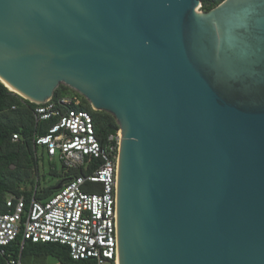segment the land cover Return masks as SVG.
I'll list each match as a JSON object with an SVG mask.
<instances>
[{"label": "water", "instance_id": "water-1", "mask_svg": "<svg viewBox=\"0 0 264 264\" xmlns=\"http://www.w3.org/2000/svg\"><path fill=\"white\" fill-rule=\"evenodd\" d=\"M200 5L0 0V82L119 127L118 264H264V0Z\"/></svg>", "mask_w": 264, "mask_h": 264}, {"label": "built area", "instance_id": "built-area-1", "mask_svg": "<svg viewBox=\"0 0 264 264\" xmlns=\"http://www.w3.org/2000/svg\"><path fill=\"white\" fill-rule=\"evenodd\" d=\"M201 5L199 6L200 9ZM78 93L66 94L37 105L38 120L58 118L47 135L35 136L37 147L46 154L58 156L66 171L85 168L91 159L101 162L87 176L71 177L45 200L32 198L28 206L23 196L8 195L7 213L0 214V256L4 264H21L7 248L21 235L22 243H54L67 247L74 261L94 264H117L116 231V161L119 132L109 136L102 146L96 138L91 115L78 109ZM18 140L17 135L12 136ZM86 183H99L100 193L84 191Z\"/></svg>", "mask_w": 264, "mask_h": 264}, {"label": "trees", "instance_id": "trees-1", "mask_svg": "<svg viewBox=\"0 0 264 264\" xmlns=\"http://www.w3.org/2000/svg\"><path fill=\"white\" fill-rule=\"evenodd\" d=\"M224 0H200L203 11H209ZM65 87L62 85L55 91L53 100L63 95ZM65 94V93H64ZM37 105L24 100L9 91L0 82V214L10 211L6 206L8 195L23 196L26 207L32 198L45 200L55 193L59 184H64L71 177L87 176L96 171L101 162L91 159L85 168L78 171L63 169L61 179L54 186L48 187L41 194L21 190L22 186L30 182L31 170L37 167L34 137L44 136L58 122V118L38 120L35 115ZM88 112L93 120L95 135L99 143L104 146L109 136H116L119 127L114 118L105 112L91 109L84 99L78 107ZM17 135L18 140L13 141L12 136ZM84 191L87 193H100L99 183H86ZM22 238L18 235L7 252L13 258H19L21 264H46L48 258L54 259L59 264H93L86 261H74L69 257L67 247L54 243H31L25 241L21 249ZM6 257L0 256V264H4Z\"/></svg>", "mask_w": 264, "mask_h": 264}, {"label": "rangeland", "instance_id": "rangeland-1", "mask_svg": "<svg viewBox=\"0 0 264 264\" xmlns=\"http://www.w3.org/2000/svg\"><path fill=\"white\" fill-rule=\"evenodd\" d=\"M199 11H203L198 8ZM63 86V85H62ZM65 87L61 94L66 95L73 93L74 90ZM65 93V94H64ZM82 101L84 98L80 96ZM88 103V102H87ZM89 105V104H88ZM90 106V105H89ZM37 167L31 170L30 182L21 187V190L31 191L41 194L48 187L54 186L61 179L62 163L58 156L50 158L43 147H37L36 150ZM46 264H59L52 258L45 261ZM93 263V262H92ZM94 264V263H93Z\"/></svg>", "mask_w": 264, "mask_h": 264}, {"label": "bare ground", "instance_id": "bare-ground-1", "mask_svg": "<svg viewBox=\"0 0 264 264\" xmlns=\"http://www.w3.org/2000/svg\"><path fill=\"white\" fill-rule=\"evenodd\" d=\"M10 91H12L11 89H9ZM12 92H14V91H12ZM15 93V92H14ZM118 264V263H117Z\"/></svg>", "mask_w": 264, "mask_h": 264}, {"label": "flooded vegetation", "instance_id": "flooded-vegetation-1", "mask_svg": "<svg viewBox=\"0 0 264 264\" xmlns=\"http://www.w3.org/2000/svg\"><path fill=\"white\" fill-rule=\"evenodd\" d=\"M74 93H76L75 91H73ZM70 94H73V93H70Z\"/></svg>", "mask_w": 264, "mask_h": 264}]
</instances>
